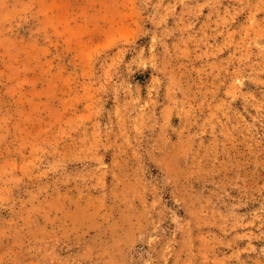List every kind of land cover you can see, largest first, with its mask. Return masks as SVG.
Listing matches in <instances>:
<instances>
[{
  "label": "rangeland",
  "instance_id": "rangeland-1",
  "mask_svg": "<svg viewBox=\"0 0 264 264\" xmlns=\"http://www.w3.org/2000/svg\"><path fill=\"white\" fill-rule=\"evenodd\" d=\"M0 264H264V0H0Z\"/></svg>",
  "mask_w": 264,
  "mask_h": 264
}]
</instances>
